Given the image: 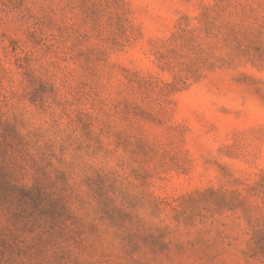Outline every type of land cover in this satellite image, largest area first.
I'll return each mask as SVG.
<instances>
[{
    "label": "rangeland",
    "instance_id": "rangeland-1",
    "mask_svg": "<svg viewBox=\"0 0 264 264\" xmlns=\"http://www.w3.org/2000/svg\"><path fill=\"white\" fill-rule=\"evenodd\" d=\"M0 264H264V0H0Z\"/></svg>",
    "mask_w": 264,
    "mask_h": 264
}]
</instances>
